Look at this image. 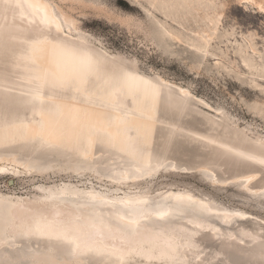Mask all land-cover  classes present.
Returning <instances> with one entry per match:
<instances>
[{
    "label": "bare ground",
    "instance_id": "1",
    "mask_svg": "<svg viewBox=\"0 0 264 264\" xmlns=\"http://www.w3.org/2000/svg\"><path fill=\"white\" fill-rule=\"evenodd\" d=\"M147 1L180 26L140 4L159 41L187 46L197 65L214 57L218 71L264 91V44L262 51L253 35L240 34L239 40L234 30L219 29L223 0ZM235 1L234 8L252 7L264 17V0ZM60 2L0 0L1 172H18L16 164L29 171L43 154L54 153L125 182L155 170L169 142L182 137L206 151L203 165L213 178L230 179L264 197L261 135L249 134L224 111L202 110L200 105H209L188 89L143 74L134 61L96 47ZM188 19L194 26L183 25ZM81 52L99 68L83 87L73 79ZM52 73L67 83L44 84L38 93L42 78ZM125 73L138 78L134 86L123 83ZM197 115L204 132L188 121ZM161 131L165 139L157 144ZM113 156L119 162L110 167ZM163 199L167 205L157 209L146 192L113 195L69 184L44 187L32 198L0 194V260L8 262L24 241L50 258L59 254L67 264H264V221L253 217L249 227L244 212L187 191H168ZM65 235L79 241L78 252ZM120 253L124 258L118 261Z\"/></svg>",
    "mask_w": 264,
    "mask_h": 264
},
{
    "label": "rangeland",
    "instance_id": "2",
    "mask_svg": "<svg viewBox=\"0 0 264 264\" xmlns=\"http://www.w3.org/2000/svg\"><path fill=\"white\" fill-rule=\"evenodd\" d=\"M235 2L223 0L219 29L234 30L239 40L240 34H251L253 41L263 51L264 17L252 7L247 8V11L234 8ZM140 4L168 25L180 27L171 18L155 10L147 0L60 2L63 9L76 19L81 32L96 47L134 61L143 74L162 76L170 83L188 89L209 105H200L202 110L210 114H217L216 109L224 111L240 128L264 138V91L242 84L231 72L218 71L212 66L214 57H208L201 65H197L187 46L177 41H159L153 34L151 17L145 15ZM183 25L194 26L191 19L183 21ZM229 58L235 60L231 52ZM188 121L196 130L204 132L207 129L201 124V117L198 115L194 120ZM159 134L157 144L165 139L164 132ZM22 153L18 152L17 156L21 159H18V163L24 162ZM205 153L198 143L175 137L167 145L166 156L161 165L137 179H127L125 182L111 179L103 168L93 170L85 167L82 162H66L54 153L43 154L42 158L30 164L29 171L22 164L21 167L19 164L14 165L19 170L15 173L0 171V194L32 198L38 196L44 187L60 188L63 184H69L79 189L94 188L113 195L146 192L149 199L153 200L151 207L158 209L167 205L163 196L168 191H187L223 208L244 212L246 218L242 221L249 227L253 217L264 221V197L253 196L242 185L230 179L218 181L213 178L212 173L203 165L201 156ZM117 162L119 161L113 156L109 159V166ZM17 248V252L11 251L8 262L0 260V264H67L59 254L50 258L35 251L37 245L33 242H19ZM206 250L209 251L210 248Z\"/></svg>",
    "mask_w": 264,
    "mask_h": 264
},
{
    "label": "snow or ice",
    "instance_id": "3",
    "mask_svg": "<svg viewBox=\"0 0 264 264\" xmlns=\"http://www.w3.org/2000/svg\"><path fill=\"white\" fill-rule=\"evenodd\" d=\"M5 2H7V0H5ZM76 59H77V70L73 74V79L75 80L78 86L83 87L88 84L90 77L98 73L99 68L96 62L87 52H81L77 54ZM38 79H41V78L38 77ZM42 80H43V83L37 88L38 93L40 89L44 86V84L50 83L53 87H56V86H63L65 83H67V80L59 79L54 73L46 74L42 78ZM122 80L126 86L132 87L137 83L138 78L132 76L131 74L125 73L124 76L122 77ZM139 82L144 85H148L149 83L148 81H139ZM39 139L42 143H47V141L44 140L43 136H40ZM261 163H264V161H261ZM36 231L40 232L41 229L37 227ZM64 238L68 239L70 243L75 245V249L77 252L80 250V243L78 240L74 238H69L67 235H65ZM95 251L100 252L101 250L95 249ZM110 254H114V253H110ZM123 258H124L123 253H120L117 255L118 261L123 260Z\"/></svg>",
    "mask_w": 264,
    "mask_h": 264
}]
</instances>
